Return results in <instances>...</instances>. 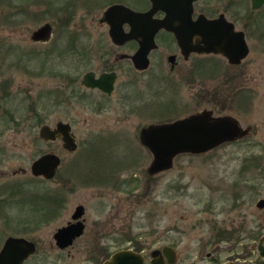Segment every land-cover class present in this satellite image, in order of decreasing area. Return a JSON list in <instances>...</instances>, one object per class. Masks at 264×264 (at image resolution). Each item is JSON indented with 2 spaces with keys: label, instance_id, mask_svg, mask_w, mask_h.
<instances>
[{
  "label": "rangeland",
  "instance_id": "374dc122",
  "mask_svg": "<svg viewBox=\"0 0 264 264\" xmlns=\"http://www.w3.org/2000/svg\"><path fill=\"white\" fill-rule=\"evenodd\" d=\"M113 4L149 7L148 0H0V249L7 237L22 236L38 245L24 264H101L122 246H159L157 230L174 222L180 249L195 254L197 264H207L198 257L203 243L219 241L221 233L228 245L236 243L222 260L237 254L264 264L253 246L264 236V209L257 207L264 198V5L198 0L196 14H224L246 33L249 54L239 65L219 55L181 56L172 71L168 56L180 52L163 32L147 69L137 70L131 56L115 62L137 45L113 44L103 20ZM46 22L54 39L33 43V31ZM105 67L119 74L113 97L83 88L81 97L68 98V77ZM60 83L66 88L54 87ZM64 90L68 96L59 102L56 91ZM203 108L251 125V134L205 153L179 154L170 169L150 175L141 128ZM59 121L72 126L74 152L40 136L42 125ZM48 153L61 157L57 175H32L33 162ZM20 168L27 173L12 174ZM78 205L86 212L85 235L60 251L53 235ZM110 211L112 224L101 232L95 221Z\"/></svg>",
  "mask_w": 264,
  "mask_h": 264
},
{
  "label": "water",
  "instance_id": "95a60500",
  "mask_svg": "<svg viewBox=\"0 0 264 264\" xmlns=\"http://www.w3.org/2000/svg\"><path fill=\"white\" fill-rule=\"evenodd\" d=\"M197 0H150L147 11H136L123 4L110 5L103 14V20L109 25V34L115 44L121 45L128 40H137L140 47L131 56L134 67L145 70L150 65L149 55L158 48L156 35L161 30L173 33L181 53L189 57L192 53L221 54L231 64H240L249 54L245 32L237 30L235 24L224 14L217 18H208L200 14L193 18L194 2ZM252 9L264 5V0H251ZM159 11L165 12L163 18L155 17ZM129 26L125 31L124 26ZM52 25L47 22L33 31L34 41H48L52 36ZM170 56L169 61L174 62ZM110 78V81L107 79ZM115 74L102 73L96 77L93 72L84 76L83 83L90 88H99L112 94ZM253 127L244 125L232 115H216L210 108H204L171 122L151 123L140 130V141L152 154L148 168L150 175L168 170L174 159L182 153L201 154L226 142L239 141L251 134ZM40 136L45 141L61 140L63 147L73 152L78 148L75 134L70 123L59 121L55 127L47 124L40 127ZM61 164V157L48 153L33 162L32 175L52 179ZM20 171L25 172V169ZM264 209V198L257 202ZM84 206L79 205L73 219L80 218ZM84 231L83 224L76 223L60 228L54 238L60 247H67ZM259 255L264 258V236L257 245ZM36 252V244L22 236H9L0 249V264H24ZM104 264H145L142 255L122 250L116 252ZM153 264L154 261H153ZM234 264V263H231ZM246 264V263H241Z\"/></svg>",
  "mask_w": 264,
  "mask_h": 264
},
{
  "label": "flooded vegetation",
  "instance_id": "af4514ba",
  "mask_svg": "<svg viewBox=\"0 0 264 264\" xmlns=\"http://www.w3.org/2000/svg\"><path fill=\"white\" fill-rule=\"evenodd\" d=\"M197 1L194 2V13H193V17L194 18H197L199 14H202V13L196 14V7H195V5H196ZM148 2H149V7L148 8H150L151 3H150L149 0H148ZM148 8L145 9V10H142V11H147ZM155 15L158 18H162V17L165 16V12L159 11ZM210 18H215V17H210ZM51 25H52V30L53 31H52V36H51L50 40H48V41H34L32 39V37H31L32 42L33 43H36V44H40V45L50 44L52 42V40L54 39V36H55L54 26H53L52 23H51ZM124 29H125V31H129V26L126 24L124 26ZM161 32L167 33V34H170V35L173 36L172 33L166 32L164 30L160 31V33ZM167 38L171 39L170 42L175 43L176 46H178L177 40H176V38L174 36L173 37H167ZM156 42H157L158 48H159V45L160 44L158 43V40H156ZM160 43H162V41ZM113 44L115 45L114 42H113ZM129 44H136L137 45L136 51L132 54V55H134L138 51V49L140 47V45H139V43H138L137 40H128V41H126L125 43H123L121 45L116 44V46H118V47H125L126 45H129ZM178 48H179V52H180L179 55L174 53V54L168 56V59H169L170 56H174L175 57L173 64L171 63V70L172 71L175 70V68L177 66V62L179 60V57L182 56L183 59L188 60L189 58H191V56L198 55V54H191L188 58H186V56L181 53V49H180L179 46H178ZM70 51H72V50H70ZM42 53H43L44 56H45V54L47 56H48V54H50L47 51L46 52H42ZM77 55H78V53H77ZM132 55L125 54L123 57L121 55L119 57H122V58L121 59H116L115 62H117L119 60H122V59H130V56H132ZM210 55H215V54H210ZM219 56H221V55H219ZM88 72H93L96 77H99L102 73H105V72L106 73H110V74H115V80L113 82L112 94H108V93L102 91L99 88H90V87H87L86 85H84V83H83L84 76ZM86 73H84L82 77H78L77 76L74 79H72L71 77L70 78L68 77V79L64 78V79H66V81H67V83L69 85H73L72 86L73 87L72 90L68 94L69 95V97H68L69 99L70 98H73V97H81V90L83 88L86 89L87 91H90V92H97V93L101 94L103 97H106V98H111V97L114 96V94L116 93V90H117V83H118V79H119V74H118L117 71H115L114 69H110L109 67H105L103 70L99 71L98 73L96 71H94V70H89ZM110 80H111L110 78L107 79V81H110ZM54 87H57V88H60V89H65L66 88V85L60 83V84H55ZM68 95L65 93V90H64V92L63 91H56V97L59 98V102L65 101V100H63V98H60V97H65L66 98ZM0 153H1V151H0ZM21 169H25V168L17 169L15 171H13L12 174L15 175V174H18V173H24V174L27 173V169H25V172L20 171ZM3 173H5V172H3ZM56 175H57V173H56ZM47 180H51V179H47ZM0 201H2V199H0ZM1 203H3V202H1ZM75 212H76V209L72 213L71 219L68 220L65 225H62L61 227L57 228V230L55 231L54 235L56 234V232L60 228L65 227V226H68L70 224H76V223H80V222L84 226V231L82 232L81 235L77 236L73 240L72 244H70L69 246L64 247V248L63 247H60L57 244V241H56V239L54 238V235H53V238L55 240V245L57 246V248L60 251H65L68 248L72 247L74 245V243L79 238H82L85 235L86 228L88 227L87 226V218L85 216V213H86L85 212V208H84L83 215L80 218L76 219V220L73 219V215H74ZM113 216H114L113 211H110V212H107L106 215H104L105 219L100 216V220L99 221H95V224L97 225V227L100 228L101 232H104V231L107 232V231H109V228H110V226L112 224V221H113L112 220ZM169 224H170L169 226H165L164 228L162 227L163 226L162 225L160 227V229L157 230V233L159 234V239L158 240L160 241V245L159 246H156L155 248H153V249H151L149 251H147V248L146 247L145 248L144 247H142V248L141 247L136 248V247H131V246H128V245L127 246H122V247L116 249L115 251H113L111 254H107V256L105 255L106 258L103 260V262L101 264H104L116 252L122 251V250H130V251H133V252H136V253L142 255L143 258H144L145 264H153V261H154L155 264H197V261L194 258V255L195 254H193L192 252L183 253L182 250L180 249V244H182V242H181L182 239L178 237V229L179 228L177 227V225L174 222H172V223L170 222ZM218 239H219V241H217V242H213L212 240H210L208 242V245H207L208 247L206 246V242L203 243V245L201 247L202 248L201 249V252L199 253V256H198L201 261L207 262V264H231V263H234V264H241V263L256 264L253 261H250V262L243 261L240 258V256H238L237 254H234V255L230 256V258H228V259L222 260V254L225 252L226 248L228 246L230 248H234V247H236V243H233L232 245H230V244L228 245L225 242V237H223L222 233L220 235H218ZM35 244H36V252L34 254H32L27 260H29L32 256H34L37 253V251H38V245H37L36 242H35ZM258 244L259 243H255L253 246H255L256 249H257V245ZM198 257H196V258L198 259Z\"/></svg>",
  "mask_w": 264,
  "mask_h": 264
},
{
  "label": "trees",
  "instance_id": "16d2710c",
  "mask_svg": "<svg viewBox=\"0 0 264 264\" xmlns=\"http://www.w3.org/2000/svg\"><path fill=\"white\" fill-rule=\"evenodd\" d=\"M0 203H1V201H0Z\"/></svg>",
  "mask_w": 264,
  "mask_h": 264
}]
</instances>
